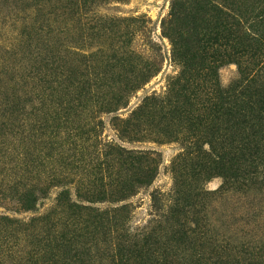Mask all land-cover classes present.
Returning <instances> with one entry per match:
<instances>
[{"label":"rangeland","instance_id":"obj_1","mask_svg":"<svg viewBox=\"0 0 264 264\" xmlns=\"http://www.w3.org/2000/svg\"><path fill=\"white\" fill-rule=\"evenodd\" d=\"M53 2L46 15L0 0V212L20 230L0 227V264H67V244L89 264H264V174L225 185L195 166L198 149L220 151L235 133L234 53L248 50L242 37L264 36V0H96L76 16ZM205 87L218 104L229 90L231 115L206 112ZM174 101L180 116L167 113ZM29 189L39 209L15 214ZM65 190L93 196L95 212L61 207ZM144 244L153 262L135 254Z\"/></svg>","mask_w":264,"mask_h":264},{"label":"trees","instance_id":"obj_2","mask_svg":"<svg viewBox=\"0 0 264 264\" xmlns=\"http://www.w3.org/2000/svg\"><path fill=\"white\" fill-rule=\"evenodd\" d=\"M21 1V0H20ZM35 7L39 9V13H43L46 8L44 4L47 0H29ZM96 0H54L53 5L58 4L59 11L61 12V16H76L83 11L85 14L90 10L91 5ZM195 2H199L203 7H210L212 0H194ZM202 3V4H201ZM46 15H50L49 13H45ZM46 17V16H45ZM48 17H52L48 16ZM243 39L238 40V44L242 41L247 45L248 50H240L236 51L234 55L237 57V65L239 68V73L241 79L234 85V87L230 88V93L232 92V110L235 109V123L233 127L235 128V133L233 135H229L230 137H226L221 135L222 143L220 145V151L210 146L209 149L199 150V158L198 163L195 164L196 171L198 174H210L211 171L215 170L219 175L225 178V185L231 184L234 182H245V181H253L256 180V176L260 174H264V172H260V166L262 161V155L264 153V149L259 147V144H264V129L262 130V126L264 125V36L263 37H242ZM241 45V44H240ZM249 45V46H248ZM50 53V51H49ZM194 58V57H193ZM207 58V57H206ZM203 58L204 62L206 60V65L202 66L201 71H205V76H209L213 74L214 66L207 64L208 59ZM212 58V57H211ZM58 58L52 63H57ZM211 63V62H210ZM215 64V63H214ZM187 68L190 66L187 65ZM56 71V69H53ZM54 73V72H53ZM190 73V72H189ZM194 76H196L194 74ZM197 77V76H196ZM191 77H189L190 79ZM203 79L205 77H202ZM193 79V78H191ZM193 82V80H192ZM194 83V82H193ZM191 83V85H193ZM189 83L187 82V85ZM199 89V87H197ZM185 89V86L181 88V91ZM210 88H208L209 90ZM203 103H205V110L207 112L210 109L209 105H213L219 115L228 116L231 115L230 109L227 107L228 97H224V95L229 91H220L218 93L219 96V104L218 102H214L212 99L213 93L211 91H206L205 87ZM203 92V91H202ZM12 101L8 102L7 105H10ZM175 105L169 110L167 113L174 114L175 116H180L183 114L181 110V106H177V101H174ZM188 104V101L185 102ZM204 105V104H203ZM13 106V105H12ZM12 113L16 111V106H13ZM211 109L210 111H214ZM10 110V108L5 109ZM185 111V110H184ZM205 112V111H204ZM205 112V115H206ZM190 118L196 119L198 123L204 121L206 116H202V114H196L195 112L188 113ZM2 127L4 124L1 125ZM244 128V129H243ZM258 129V130H256ZM246 130L250 132L247 133ZM213 137V134L211 133ZM119 153V156L124 153ZM153 154L150 152H141L140 154H136V157L141 161H155V158L152 156ZM130 155L128 158H131ZM156 176H139L137 179V183L142 185L149 186ZM264 180V179H263ZM41 194H37L35 189H29L24 192V194H20L17 198V208L12 209L15 214H19L20 212H36L39 209V203L41 199ZM205 194L204 196H206ZM77 198H73L70 194L69 190L62 191L59 194L57 199L59 205L63 208H66L67 211H74L80 213H93L95 210L91 207L93 204V196L83 195L76 196ZM193 197L188 194V199L191 200ZM97 199V198H96ZM101 199V198H99ZM125 199V198H124ZM32 225L36 222V219H33ZM0 227L1 228H10V231H20L19 221L16 217H11L7 212H0ZM188 234V232H186ZM186 233L182 234L185 236ZM1 235V234H0ZM7 235H2L1 240L5 242ZM64 245V244H63ZM85 246V245H83ZM68 249V252L72 255V258L69 260L67 264H89L90 260L88 254L85 251H76V248L72 246V244H67L65 246ZM149 247L151 245L144 244L142 246L134 245L133 248L135 250V254L142 261V263H148V261L153 262L149 258ZM119 248V247H118ZM125 248V249H124ZM127 248V249H126ZM130 246L123 247V250L126 253H131ZM119 249V254H120ZM153 253V252H152ZM81 254H84L85 257H81ZM151 255V252H150ZM156 259V258H155ZM154 262H156L154 260ZM238 263V262H237Z\"/></svg>","mask_w":264,"mask_h":264}]
</instances>
